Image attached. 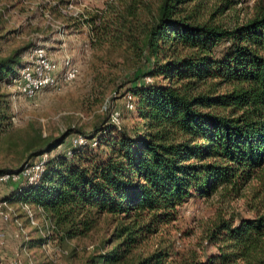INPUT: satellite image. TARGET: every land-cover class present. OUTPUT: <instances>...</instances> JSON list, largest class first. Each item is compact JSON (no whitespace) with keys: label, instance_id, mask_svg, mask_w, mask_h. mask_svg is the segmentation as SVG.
<instances>
[{"label":"trees","instance_id":"16d2710c","mask_svg":"<svg viewBox=\"0 0 264 264\" xmlns=\"http://www.w3.org/2000/svg\"><path fill=\"white\" fill-rule=\"evenodd\" d=\"M83 22L92 45L128 56L140 71L121 93L134 99L133 110H123L136 124L115 129L107 115L88 135L74 128L36 135L22 151L30 163L0 169V176L18 174L69 136L95 140L69 157H48L34 184L0 200L17 203L28 224L23 207L34 212L36 236L22 246L44 247L50 238L65 245L103 224L105 235L84 264H264V0L250 7L241 0H108ZM29 48L0 56V89ZM10 127L0 92V135ZM211 198L244 199L252 213L216 208L200 234L214 254L182 256L161 239L141 254L184 204Z\"/></svg>","mask_w":264,"mask_h":264},{"label":"rangeland","instance_id":"374dc122","mask_svg":"<svg viewBox=\"0 0 264 264\" xmlns=\"http://www.w3.org/2000/svg\"><path fill=\"white\" fill-rule=\"evenodd\" d=\"M107 1H0V56L30 44L22 54V62L33 48L40 46L51 60L59 63L68 59L77 68L76 78L69 84L59 90H41L30 99L14 94L9 85L1 86L0 92L7 95L9 102L11 127L0 135V169L30 163L32 160H25L22 151L36 135L53 138L67 128L88 135L93 124L108 115L109 110H102L104 103L108 109L119 112L122 128L129 130L135 126L136 121L123 110L121 93L129 87L126 80L135 71H138L134 74L137 77L140 71L133 69L128 56L112 52L107 46L92 45L90 30L83 22L89 14L99 13ZM241 1L243 6L250 7L255 0ZM71 138H66L47 158L66 155ZM22 183L23 180L0 182V200L10 197ZM214 198L189 200L178 210L174 223L162 228L141 247V254L152 251L160 239L182 256L194 253L202 260L214 254L212 246L200 241V234L216 208L233 210L241 217L252 216L244 199L218 203ZM30 211L33 216V210ZM0 214L6 217L4 220L0 215V264H9L14 255H18L23 264H84L92 247L105 235L103 229L106 230L105 225L100 224L89 238L72 240L65 245L50 238L44 247L26 249L22 244L35 237L36 231L27 223L23 209L10 202L0 209ZM35 223L38 228L44 226L39 218Z\"/></svg>","mask_w":264,"mask_h":264},{"label":"built area","instance_id":"2783aa9c","mask_svg":"<svg viewBox=\"0 0 264 264\" xmlns=\"http://www.w3.org/2000/svg\"><path fill=\"white\" fill-rule=\"evenodd\" d=\"M77 75V68L68 60L64 59L57 63L46 56L44 49L40 46H36L31 50L27 56L24 64L18 70L17 75L9 83V87L17 96L23 98H33L41 90H59L61 87L69 84L75 80ZM146 82H149L146 79ZM123 108L126 111H132L134 107V99L130 94L122 96ZM102 110L108 111V123L115 129L120 128V115L116 110L108 109L104 103ZM94 146L95 140H86L85 138L77 135L72 136L69 142V149L66 156L72 155L73 151L80 150L83 146ZM47 159L46 154H42L31 164L25 167L18 174H4L0 176V182L10 181L18 182L23 180V183L34 184L44 168V162ZM6 202H0V209L6 207ZM30 225H34L32 214L27 207H23ZM5 220L6 217L0 214ZM9 264H23L18 255L10 260Z\"/></svg>","mask_w":264,"mask_h":264}]
</instances>
